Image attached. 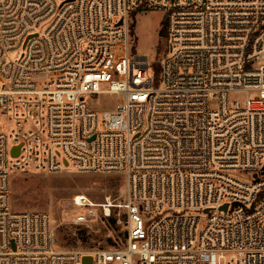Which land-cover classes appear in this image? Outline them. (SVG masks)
Here are the masks:
<instances>
[{"label":"built area","instance_id":"built-area-1","mask_svg":"<svg viewBox=\"0 0 264 264\" xmlns=\"http://www.w3.org/2000/svg\"><path fill=\"white\" fill-rule=\"evenodd\" d=\"M1 119L0 264H264V0H0ZM69 169L124 178L122 247L60 248L47 212L14 209L15 173Z\"/></svg>","mask_w":264,"mask_h":264},{"label":"rangeland","instance_id":"rangeland-1","mask_svg":"<svg viewBox=\"0 0 264 264\" xmlns=\"http://www.w3.org/2000/svg\"><path fill=\"white\" fill-rule=\"evenodd\" d=\"M130 16L134 24L135 53L148 57L149 70L155 74L165 49V14L147 9ZM245 97L240 95L242 99ZM119 99L117 94H103L94 105L99 112L110 110ZM14 127V122L0 120L1 130L10 133ZM77 194L90 199L94 212L89 207L74 204ZM10 195L14 209L44 211L50 215L60 248L95 250L125 244L124 210L117 206L124 197V178L120 174L71 169L60 173H15L10 182ZM107 197L113 203L110 209L103 207Z\"/></svg>","mask_w":264,"mask_h":264},{"label":"water","instance_id":"water-1","mask_svg":"<svg viewBox=\"0 0 264 264\" xmlns=\"http://www.w3.org/2000/svg\"><path fill=\"white\" fill-rule=\"evenodd\" d=\"M164 21H165V19H164ZM224 207H226V206H224ZM83 262H84V264L90 263L91 262V256L90 255H86L84 257V259H83Z\"/></svg>","mask_w":264,"mask_h":264},{"label":"trees","instance_id":"trees-1","mask_svg":"<svg viewBox=\"0 0 264 264\" xmlns=\"http://www.w3.org/2000/svg\"><path fill=\"white\" fill-rule=\"evenodd\" d=\"M132 33L134 34V30H133V28H134V24H132ZM161 32H163V31H161ZM164 34V33H163ZM158 72V71H157ZM111 217V216H110ZM111 219V218H110ZM113 219V218H112ZM113 221H115V220H113ZM125 238H126V231H125Z\"/></svg>","mask_w":264,"mask_h":264}]
</instances>
